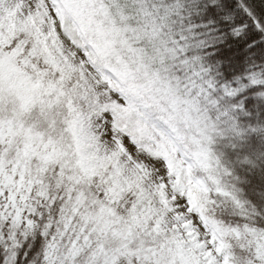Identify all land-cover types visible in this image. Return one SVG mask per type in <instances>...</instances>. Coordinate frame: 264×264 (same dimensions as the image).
<instances>
[{"label": "snow or ice", "instance_id": "obj_1", "mask_svg": "<svg viewBox=\"0 0 264 264\" xmlns=\"http://www.w3.org/2000/svg\"><path fill=\"white\" fill-rule=\"evenodd\" d=\"M0 264H264V0H0Z\"/></svg>", "mask_w": 264, "mask_h": 264}]
</instances>
